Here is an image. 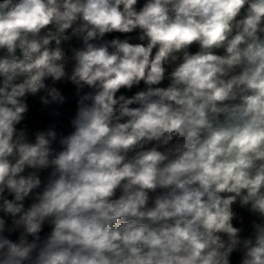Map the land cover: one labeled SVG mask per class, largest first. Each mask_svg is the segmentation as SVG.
I'll list each match as a JSON object with an SVG mask.
<instances>
[{
  "label": "clouds",
  "instance_id": "9594fccd",
  "mask_svg": "<svg viewBox=\"0 0 264 264\" xmlns=\"http://www.w3.org/2000/svg\"><path fill=\"white\" fill-rule=\"evenodd\" d=\"M0 264H264V0H0Z\"/></svg>",
  "mask_w": 264,
  "mask_h": 264
},
{
  "label": "trees",
  "instance_id": "16d2710c",
  "mask_svg": "<svg viewBox=\"0 0 264 264\" xmlns=\"http://www.w3.org/2000/svg\"><path fill=\"white\" fill-rule=\"evenodd\" d=\"M29 102L33 106L32 118L34 120L53 121L58 125H63L65 123V117H63L54 107H49L44 112L40 111L42 108L40 96L30 98Z\"/></svg>",
  "mask_w": 264,
  "mask_h": 264
},
{
  "label": "water",
  "instance_id": "95a60500",
  "mask_svg": "<svg viewBox=\"0 0 264 264\" xmlns=\"http://www.w3.org/2000/svg\"><path fill=\"white\" fill-rule=\"evenodd\" d=\"M58 110V109H57ZM59 111V113L63 116V117H65V115L60 111V110H58Z\"/></svg>",
  "mask_w": 264,
  "mask_h": 264
}]
</instances>
